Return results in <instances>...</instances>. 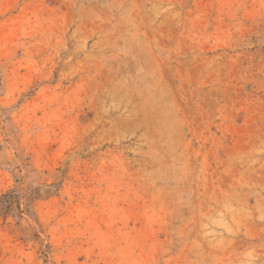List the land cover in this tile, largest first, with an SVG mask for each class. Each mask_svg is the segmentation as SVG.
Wrapping results in <instances>:
<instances>
[{
  "label": "rangeland",
  "instance_id": "374dc122",
  "mask_svg": "<svg viewBox=\"0 0 264 264\" xmlns=\"http://www.w3.org/2000/svg\"><path fill=\"white\" fill-rule=\"evenodd\" d=\"M0 264H264V0H0Z\"/></svg>",
  "mask_w": 264,
  "mask_h": 264
}]
</instances>
